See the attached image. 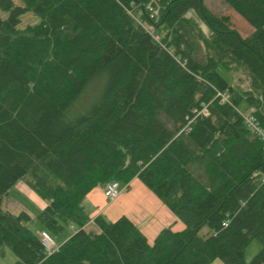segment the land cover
<instances>
[{
  "label": "trees",
  "instance_id": "obj_1",
  "mask_svg": "<svg viewBox=\"0 0 264 264\" xmlns=\"http://www.w3.org/2000/svg\"><path fill=\"white\" fill-rule=\"evenodd\" d=\"M21 1L0 0L9 12L0 17V255L10 248L13 264H264V143L239 110L244 101L264 126V0H224L253 27L248 36L206 0H156L158 17L150 0ZM27 11L41 22L19 28ZM204 105L209 115L198 116ZM27 175L49 200L36 215L43 230L76 227L50 255L31 215L3 205ZM135 178L186 227L150 242L128 216L98 214V230L87 229V196Z\"/></svg>",
  "mask_w": 264,
  "mask_h": 264
},
{
  "label": "rangeland",
  "instance_id": "obj_2",
  "mask_svg": "<svg viewBox=\"0 0 264 264\" xmlns=\"http://www.w3.org/2000/svg\"><path fill=\"white\" fill-rule=\"evenodd\" d=\"M17 4H23L21 0H15ZM206 3L208 6L213 9L217 13L221 14H229L232 18V21L234 23V26L244 35L248 36L252 31L253 27L233 8H231L227 3L224 2V0H206ZM9 15L8 11H5L0 8V17L1 18H7ZM187 16H191V13L189 12ZM41 22V18L36 15L32 11H27L21 16V22L19 24V28H25L27 26H35ZM201 26L203 27L205 32H208L207 27L205 24L201 23ZM225 76L231 80V75L224 71L223 72ZM86 103L83 99L80 109L76 113H84V109L86 107L84 106ZM239 110L241 112H247V106L244 101H242L239 104ZM84 111V112H83ZM130 185V184H129ZM129 185H125L122 183L123 186V192L121 193V196L114 200L113 202H106L101 201L103 205L101 207L97 208L100 213H102L108 220L115 221L119 217L126 215L131 211V207L134 205L133 194H136L137 197L142 198L146 195H156L150 188H148L143 182H137L133 184L131 187ZM137 185H142L138 187ZM138 187V188H137ZM103 188V187H102ZM143 189H146L149 191V193H145ZM135 191V193H134ZM16 201V203H11V200ZM143 198V199H144ZM146 198L149 200V197L146 196ZM22 203L26 206V208L29 209L31 212V219L28 221L29 227L35 232L40 233L44 229L42 224L38 221L36 218V215L38 212H40L48 203L49 200L45 197H43L38 190L35 188V186L32 183V179L30 176L22 177L19 179V181L11 188L8 194L4 196V208L9 209L12 212H18L19 210V204ZM84 204L87 207V210L89 212H93L95 210V206L89 202V200H85ZM21 212V211H19ZM18 212V213H19ZM88 229L90 230H98V227L95 224L89 225ZM73 233V229L70 228L67 231L59 234V235H53L54 238L58 243L61 242V240L65 237H70ZM211 234H213L212 228L205 225L199 230V235L202 237H208ZM260 244L257 240H254L251 242L245 252V257L247 261H250L253 257V255L259 250ZM17 259V256L12 252L10 248H6V253L4 256L0 255V264H13ZM225 264L221 259H217L216 264Z\"/></svg>",
  "mask_w": 264,
  "mask_h": 264
},
{
  "label": "crops",
  "instance_id": "obj_3",
  "mask_svg": "<svg viewBox=\"0 0 264 264\" xmlns=\"http://www.w3.org/2000/svg\"><path fill=\"white\" fill-rule=\"evenodd\" d=\"M137 180H139V182H142L139 178H135L130 182L129 187L135 184ZM137 186L142 187V185H137ZM143 191L145 193L147 192L149 193V191H147L146 189H143ZM132 196L133 199H135L134 205L131 207V211L127 214V216L131 218L140 227V229L144 232V234L147 236L150 242L154 241L155 237L163 228L170 227L173 230H182L186 227V224L174 212H172L157 195H146L149 197V200L146 198V196L145 198L144 197L139 198L137 197L136 194H133ZM87 200H89V202H91L95 206V210H93V212L91 213L92 216L91 222L86 227L88 229L89 225L95 224L93 218L98 214H102L97 209L101 207V205H103L101 201L103 200L106 202H113V201H108L106 199L102 187H97L96 189H94L87 196ZM13 201L14 200L12 198L11 203L14 202L16 203V201L14 202ZM18 204L20 205L18 212L25 210L31 215V212L29 211L28 208H26L25 205H23L20 202ZM18 212H14V213H18ZM68 238L67 237L63 238L61 242L58 244L61 245ZM216 262L217 259L214 260L211 264H216Z\"/></svg>",
  "mask_w": 264,
  "mask_h": 264
},
{
  "label": "built area",
  "instance_id": "obj_4",
  "mask_svg": "<svg viewBox=\"0 0 264 264\" xmlns=\"http://www.w3.org/2000/svg\"><path fill=\"white\" fill-rule=\"evenodd\" d=\"M156 0H150L149 3L146 4V7L152 11V16H157L159 15V10L160 6H158L157 3H155ZM156 4V5H155ZM142 13V12H140ZM138 21L141 23V25L151 34L153 35L157 40H159V36L156 34V29L154 26L149 25L140 19ZM216 97L220 100L221 104H232V99H231V94L227 90H220L216 89ZM194 112L198 116H207L209 115V108L208 105H204L200 110L195 109ZM241 115L247 125V127L254 132L264 143V126L259 122V120L252 115L251 113L248 112H241ZM185 130H190V126L187 125ZM258 174L255 173V176ZM261 180L264 182V174L261 175ZM104 195L108 201H114L117 199L121 193L123 192V186L122 183L118 180L110 181L108 182L104 187ZM227 223H225L226 225ZM72 229L75 230L76 227L72 225ZM41 241L42 244L44 245L47 253L50 255L52 254L55 250L59 248V244L56 241V239L47 231H42L41 232Z\"/></svg>",
  "mask_w": 264,
  "mask_h": 264
}]
</instances>
